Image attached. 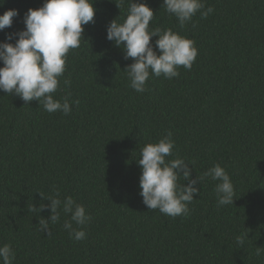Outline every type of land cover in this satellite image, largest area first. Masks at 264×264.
Here are the masks:
<instances>
[{"label":"trees","instance_id":"16d2710c","mask_svg":"<svg viewBox=\"0 0 264 264\" xmlns=\"http://www.w3.org/2000/svg\"><path fill=\"white\" fill-rule=\"evenodd\" d=\"M44 2L0 0V15L19 12L0 42L25 30V13ZM132 2L153 10L150 29L171 28L195 42L191 70L181 66L172 79L150 75L146 91L136 92L124 72L134 61L106 38L129 3L94 0V23L83 26L84 40L69 51L54 94L69 98V114L0 91V246H12L13 264H264V252L256 255L264 247V0H205L214 12L206 19L197 13L183 27L163 0ZM169 133L175 147L166 162L185 159L190 179L220 164L234 185L233 205L217 207L219 181L206 177L188 215L147 208L140 152ZM54 190L85 207L91 220L73 222L85 239L69 237L63 212L49 223L51 235L39 230L50 209H30L49 204L40 194ZM244 233L240 246L235 238Z\"/></svg>","mask_w":264,"mask_h":264},{"label":"clouds","instance_id":"9594fccd","mask_svg":"<svg viewBox=\"0 0 264 264\" xmlns=\"http://www.w3.org/2000/svg\"><path fill=\"white\" fill-rule=\"evenodd\" d=\"M127 2L129 9L126 19L122 23L117 18L112 20L107 27L106 38L122 48L125 60L132 58L134 61L124 70L130 87L143 93L150 75L172 79L179 77L178 69L181 66L191 70L198 55L195 42L171 28L150 29V22L155 16L153 10L146 3ZM93 4L94 0H45L39 9H28L23 17L25 30L8 34V42H0V62L3 63V67H0V91L19 96L25 104L36 100L49 113L60 111L69 114L72 110L69 98L64 97L61 102L54 98V94L60 86L59 78L65 72L69 51L79 48L81 40H84L83 26L94 23L96 9ZM162 8L175 16L181 27L191 22L197 13L201 19H206L214 12L213 7L205 6V0H163ZM18 16L16 9L0 15V31L10 28L13 18ZM153 37H159L154 45L150 43ZM14 39L13 44L10 41ZM64 84L70 85V81L65 80ZM174 147L175 141L169 133L158 143L146 144L141 149L138 160L142 172L139 177L140 195L148 209H158L173 218L188 215V204L200 194L196 185L206 177L219 181L215 186L217 207L233 205L234 185L220 164H215L203 176L190 179L193 167L190 168L191 164L185 159L177 157L166 162ZM181 177L190 180V183L181 185L178 183ZM40 195L50 203H42L39 208L32 205L30 211L39 213L50 209L51 212L49 219L39 220L40 231L51 235L49 223L59 222L63 212L70 215V220H65L63 224L69 237L76 241L86 238L82 228L77 230L73 227V222L77 226H84L91 220L82 204L71 196L61 200L59 190H54V194L47 198ZM247 238L248 233H244L235 239L238 245L243 246ZM262 252L264 247H257L256 255ZM14 259L15 252L10 244L0 246L2 264H13Z\"/></svg>","mask_w":264,"mask_h":264}]
</instances>
